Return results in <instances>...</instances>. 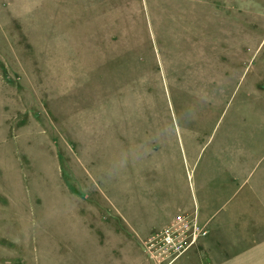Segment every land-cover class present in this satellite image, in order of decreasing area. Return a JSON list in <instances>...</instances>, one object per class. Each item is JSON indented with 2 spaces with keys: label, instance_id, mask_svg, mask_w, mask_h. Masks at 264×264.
Instances as JSON below:
<instances>
[{
  "label": "rangeland",
  "instance_id": "374dc122",
  "mask_svg": "<svg viewBox=\"0 0 264 264\" xmlns=\"http://www.w3.org/2000/svg\"><path fill=\"white\" fill-rule=\"evenodd\" d=\"M0 264H264V0H0Z\"/></svg>",
  "mask_w": 264,
  "mask_h": 264
},
{
  "label": "crops",
  "instance_id": "0c3cea01",
  "mask_svg": "<svg viewBox=\"0 0 264 264\" xmlns=\"http://www.w3.org/2000/svg\"><path fill=\"white\" fill-rule=\"evenodd\" d=\"M221 173H223V172H221ZM229 176L231 177V174H230V170H229ZM232 174L234 173V172H231ZM231 187L230 186H228V185H223L222 187H220V188H216V189H214L213 191H217V192H222V191H229V189H230ZM212 191V192H213ZM215 199H217V198H215ZM211 206H213V204L211 205ZM197 209H198V205H197ZM204 210H208V211H210V213H211V217L214 215V213H215V211H216V208H215V206H213V207H210V210L208 209V208H205V207H203L202 205H201V208H200V214H201V216H202V214H205L203 211ZM213 210H215L214 211V213H212V211ZM221 214V212H218L217 213V215L219 216Z\"/></svg>",
  "mask_w": 264,
  "mask_h": 264
},
{
  "label": "built area",
  "instance_id": "2783aa9c",
  "mask_svg": "<svg viewBox=\"0 0 264 264\" xmlns=\"http://www.w3.org/2000/svg\"><path fill=\"white\" fill-rule=\"evenodd\" d=\"M165 240L168 242V240H169V242L171 243L173 240H172V236L170 235V234H168L166 237H165Z\"/></svg>",
  "mask_w": 264,
  "mask_h": 264
}]
</instances>
